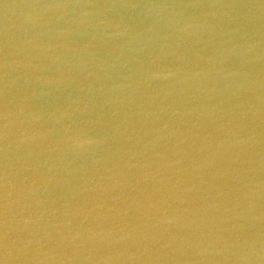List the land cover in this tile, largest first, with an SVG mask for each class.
<instances>
[{
  "label": "water",
  "instance_id": "1",
  "mask_svg": "<svg viewBox=\"0 0 264 264\" xmlns=\"http://www.w3.org/2000/svg\"><path fill=\"white\" fill-rule=\"evenodd\" d=\"M0 264H264V0H0Z\"/></svg>",
  "mask_w": 264,
  "mask_h": 264
}]
</instances>
